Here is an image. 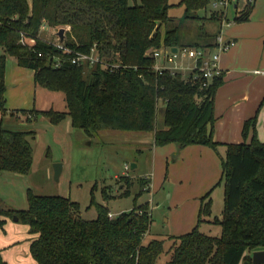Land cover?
Returning a JSON list of instances; mask_svg holds the SVG:
<instances>
[{"label": "trees", "instance_id": "trees-1", "mask_svg": "<svg viewBox=\"0 0 264 264\" xmlns=\"http://www.w3.org/2000/svg\"><path fill=\"white\" fill-rule=\"evenodd\" d=\"M210 0H0V112H6V60L14 56L20 66L34 70L36 85L65 94L67 109H32L52 123L67 116L71 124L88 134L102 129L154 132L156 144L180 147L204 144L217 148L214 139L215 95L224 83L223 73L207 84L168 69L156 72L151 48L180 44L178 29L169 9L184 6V19L201 18ZM254 7L247 4L234 19L249 18ZM209 18L215 19L213 16ZM220 20V16L217 17ZM43 22L69 25L62 43L67 53L38 36ZM166 31L162 35L160 26ZM33 37L23 43L21 33ZM219 30L200 32L196 47H212ZM95 49L104 62H72L75 51ZM59 60V66L54 62ZM163 100V122L158 126L157 104ZM264 103V99L261 104ZM250 129L253 134L245 139ZM33 131L4 127L0 118V173H28L32 164ZM241 142L226 144L222 158L225 183L221 216L212 215L208 191L202 198L197 223L189 232L170 236L175 242L166 250L165 239L144 242L151 213L146 202L114 217L97 204V216H79V204L70 197L28 192V208H0L1 215H16L33 235L30 251L36 264H251L252 252L264 249V142L257 136L256 115L244 122ZM130 194L131 179L122 176ZM204 223H216L220 235L204 233ZM167 253L165 262L160 261ZM4 260L0 249V264Z\"/></svg>", "mask_w": 264, "mask_h": 264}, {"label": "rangeland", "instance_id": "rangeland-1", "mask_svg": "<svg viewBox=\"0 0 264 264\" xmlns=\"http://www.w3.org/2000/svg\"><path fill=\"white\" fill-rule=\"evenodd\" d=\"M179 1L169 0L170 3ZM211 1L213 0H210L206 9L198 10L197 14L201 18L185 20L184 6H173L169 9V14L174 18L173 22L179 25V42L185 44V49L194 46V41L198 40L200 32L213 33L220 30V27L224 39L232 36L236 29H241L240 31L245 34L243 36L248 37L247 40L252 35L250 31L254 24L234 19L233 5L228 10L229 22L223 24L221 18L217 20L218 15L212 11ZM212 13H215L213 15L215 19L209 18ZM62 27L65 38V31L70 28L69 25L51 26L47 24L42 29L40 26L38 36L54 44L60 40L59 30ZM160 28L164 35L166 26L162 24ZM22 38L25 42H33L30 36ZM233 42L229 49L221 53V68L223 67L222 60L226 58L231 67L236 70V72H231L230 76L235 73L237 76H248L249 78L257 76L254 73L256 69L252 67H254V61L263 53L262 48H258L257 44L252 46L248 43L246 45V42L244 46L241 44L242 48H239L240 57L235 58L233 47L236 41ZM179 47L184 49L183 46ZM246 49L247 53H245ZM182 62L185 65L193 64L192 59L187 57L182 59ZM103 65L107 67L106 64ZM242 66L251 68V70L242 71L240 69ZM258 70L262 72L264 68L260 67ZM5 81L6 106L14 109V113L7 111L2 114L3 125L8 129L34 132L31 136L33 160L28 173L12 171L0 173V208L27 209L29 191L41 195L70 197L72 201L79 204L78 213L84 219L96 218L97 204L107 206L109 211L113 212L114 217L123 211L135 210L137 206L147 202L152 220L149 231L144 235V242L147 243L155 238L165 239L166 250L175 242L169 235L186 233L193 227L177 231L167 224L166 218L172 202H170L171 197L174 198L173 201L175 198L181 200L182 195L193 189L204 186L209 189L217 184L211 193L212 215L210 218L221 216L225 192L221 157L225 156L226 145H218L217 148L207 145L203 147V151H200L199 149H186L188 147L182 148L175 142L156 144L152 131L102 129L88 134L82 128L73 126L69 116L59 123H52L47 116L40 113L36 115L31 111L34 108L36 110L53 108L65 111L67 109L65 94L61 90H50L36 85L33 69L20 66L14 56L7 57ZM256 89L260 91L255 86L252 87V93L250 91L252 98L257 96L253 114L256 115V128L260 123L262 129V134L260 129L257 130V136L264 139V103L260 105L264 94L261 97L256 95ZM163 107V100L159 99L156 118L158 126H161L163 122ZM249 135L250 133L246 141L250 139ZM239 137L241 139L243 136ZM57 162L62 164L58 180L54 176V164ZM132 163H136L137 166L132 168ZM125 165L128 167L126 168ZM122 176H128L131 179L130 194L126 196H120L122 190L127 187ZM206 182L208 183L205 184ZM185 201L184 199L179 203ZM171 205L170 209H173L174 205ZM15 217L16 215H1L4 223L0 226V234L4 239L15 236L20 243V250H23L22 246H25V252H28L25 253L27 258L23 259L21 251L10 254L9 249L3 252L5 254L2 253L3 264H34L35 259L29 248V243L33 238L29 232V226ZM200 230L211 235L221 233V227L216 223H204ZM3 243L0 242V245ZM0 249L2 251V248ZM167 258L168 255L164 252L160 261L165 262Z\"/></svg>", "mask_w": 264, "mask_h": 264}, {"label": "crops", "instance_id": "crops-1", "mask_svg": "<svg viewBox=\"0 0 264 264\" xmlns=\"http://www.w3.org/2000/svg\"><path fill=\"white\" fill-rule=\"evenodd\" d=\"M242 22L253 23L254 27L250 31V34L252 35H250L249 40H247L248 39L247 36L246 37L243 36L245 34L240 31L241 29H236L235 31H233L232 36L228 37V39L236 41L235 46L233 47V49H235V54H236L235 58L239 56L238 52H239V48H242L241 44L243 46L245 45L246 42H247L246 45L248 43L251 44L252 46L257 44L258 48L259 47L262 48L263 53L260 54V58L254 61V67L252 68L256 70H258V68L260 67L264 68V0H257L249 15V18ZM236 45L238 46L236 47ZM245 53H247V49L245 50ZM222 66L224 67V68L222 67V70H223L222 73L224 75V83L218 87L216 95H215L214 113H215L216 120H215V128H214V139L216 141H219V145H226L227 143L241 142L244 140V138L242 137L243 136L242 130H243L244 122L248 118H251L252 116H254L253 113H254V108L256 106L255 103H256L257 96H255L254 98L251 97V93L253 91L252 87L255 86L256 88L260 89V91L257 89L255 90L256 95L261 97L264 94V71L257 72L256 70H254L255 71L254 73L257 76L253 78H249L248 76H241V75L237 76V73L233 75L231 74L230 76L229 74L231 72L232 73L236 72V70L233 69L234 67H231V64L227 61L226 58L222 60ZM240 69H242V71L247 70V69L251 70V68H245L244 66H242ZM33 74H34V70H33ZM234 76H237V77H234ZM7 111L10 112L11 114L14 113L13 112L14 109H10L6 106L5 113H7ZM260 114L261 112L259 113V116ZM0 118H2L3 120V115L1 112H0ZM261 118H262V115L260 117V120ZM263 126H264V123H263ZM258 129H260V133L262 134L260 123L258 125V128H256V131ZM263 132H264V129H263ZM249 133H250L249 136L251 138L253 131L250 129ZM240 135L243 139L242 138L239 139ZM153 137H154V134H153ZM260 140L264 142V139H260ZM204 146H207V145L190 144L182 148L188 147L186 149H192V150L199 149L200 151H203ZM225 152H226V149H225ZM207 183L208 182H206L205 184ZM216 185L217 184H215L214 186H211L209 189H207L205 186L203 188L193 189V191H190L187 194L182 195L181 200H178L177 198H175V200L173 201L174 198L170 196L172 198V199L170 198L171 199L170 202L172 201L171 204L174 205V208H173L174 210L170 209L172 208V205L170 204V208H169V211L167 213V218H166L167 224L170 225L171 228H173V230H177V231L186 230V229L188 230V228H190L191 226L194 227L197 223L198 212H199V208L201 204V198L208 191H211L210 198L212 200L211 193H212L213 188ZM184 199L186 201L180 204L179 202H182V200ZM0 242H4L3 245H0V248H2V251H1L2 253L6 252L9 249H10V254L21 251L23 255V259H25V257L27 258V254L25 255V253H28V252L27 251L25 252V246H22L23 250H20V247H21L19 246L20 243L17 241L15 236H13V238L12 236H9V238L4 239L3 236L0 234ZM29 248H30V243H29ZM34 264H36V261Z\"/></svg>", "mask_w": 264, "mask_h": 264}, {"label": "built area", "instance_id": "built-area-1", "mask_svg": "<svg viewBox=\"0 0 264 264\" xmlns=\"http://www.w3.org/2000/svg\"><path fill=\"white\" fill-rule=\"evenodd\" d=\"M255 0H213L211 1L212 11L216 15L220 16L223 24L228 23V10L231 5L234 6L235 16L240 15L247 4H253ZM46 22L41 24V29L45 28ZM23 36H27L23 32L21 33V41ZM34 41V38L31 37ZM215 44L212 47H196L191 46L187 49H181L178 47L176 52L172 51V47L160 46L158 48H151L148 54L154 59L153 69L156 72H161L164 69L170 70L172 73L181 72L184 76H192L194 79H203L204 85L207 84L215 75L222 73V68L220 66V56L223 51L229 49V47L234 43L233 40L224 39L221 27L219 32L215 37ZM32 43V42H31ZM59 48H63L67 53H71L72 50L69 47L63 45L62 41L54 43ZM190 58L193 64H183L182 59ZM72 62L77 63H87L94 64L96 62H101L108 66V63L104 62L98 54H96L95 49H92L90 53H84L75 51V54L70 57ZM60 61L56 59L54 62L55 66L60 65ZM257 72L259 70H256ZM127 168L128 165H125ZM109 216L113 217V212L109 211Z\"/></svg>", "mask_w": 264, "mask_h": 264}, {"label": "water", "instance_id": "water-1", "mask_svg": "<svg viewBox=\"0 0 264 264\" xmlns=\"http://www.w3.org/2000/svg\"><path fill=\"white\" fill-rule=\"evenodd\" d=\"M59 38L61 41H63V39H64V28L63 27L60 28V30H59ZM177 49H178L177 46L172 47L173 52H176ZM136 165H137L136 163H132L131 167L134 168V167H136ZM61 171H62V164L59 162L55 163L54 164L55 179H57V180L59 179ZM15 219H17V217H15ZM242 264H250V262L247 260H244L242 262ZM251 264H264V249L254 250L252 252Z\"/></svg>", "mask_w": 264, "mask_h": 264}]
</instances>
